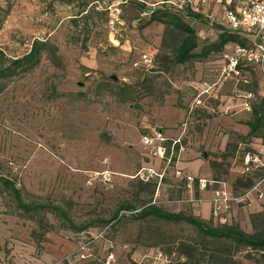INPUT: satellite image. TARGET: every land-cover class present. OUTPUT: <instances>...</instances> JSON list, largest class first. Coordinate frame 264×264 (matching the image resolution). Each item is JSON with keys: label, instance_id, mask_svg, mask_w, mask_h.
Returning a JSON list of instances; mask_svg holds the SVG:
<instances>
[{"label": "rangeland", "instance_id": "rangeland-1", "mask_svg": "<svg viewBox=\"0 0 264 264\" xmlns=\"http://www.w3.org/2000/svg\"><path fill=\"white\" fill-rule=\"evenodd\" d=\"M183 1L0 0L4 54L0 68L28 53L35 40L58 49V65L44 54L31 72L0 78V176L15 184L28 206L58 207L69 220L50 209L22 211L12 190L0 181V264H37L34 259L45 252L52 256L58 252L59 259L51 264H184L187 260L176 251L181 242L203 247L206 255L205 260L186 264H206L209 251L217 245L202 242L191 226L141 221L136 215L150 205L194 215L190 197L193 194L200 202L201 190L196 180L188 188L183 174L176 178L177 146L198 152L209 165L213 182H226L236 194L242 192L247 185L240 173L242 159L255 138L242 139L233 131L234 123L253 122L257 113L264 118V80L260 73L252 74L249 85L237 87L255 94L251 112L233 117L236 110L199 109L195 112L203 114L202 120L191 114V119L178 124L187 129L180 143L145 145L144 140L163 127L161 118L172 117L184 102L177 95L190 93L178 84L188 83L189 77L195 80L196 66L205 68L220 60L227 64L221 53H211L204 60L180 65L176 55L187 35L157 23L144 27L150 10L179 15L196 31L195 52L211 48L218 41L225 1L199 4L208 24L189 20L191 8H180ZM115 9L120 10V23L112 28ZM143 55L153 59L151 67L136 66ZM233 91L227 94L229 101L243 109L244 99ZM217 114L223 118L214 119ZM257 134L264 142V120ZM233 216V224L254 233V220L259 229L264 224V199L251 208L236 206ZM12 221L31 236L35 250L28 256L21 257L19 251L11 256L7 232ZM106 228L104 239L93 247L99 260H76L80 235L89 239ZM47 229L58 236L53 239L58 248L42 245L54 244L46 239ZM90 230L93 233L87 235ZM225 246L220 247L240 264L261 261L262 253L256 250H238L232 243ZM110 253L114 260L107 263Z\"/></svg>", "mask_w": 264, "mask_h": 264}, {"label": "trees", "instance_id": "trees-1", "mask_svg": "<svg viewBox=\"0 0 264 264\" xmlns=\"http://www.w3.org/2000/svg\"><path fill=\"white\" fill-rule=\"evenodd\" d=\"M148 13H150V20L145 24L144 27L147 28L152 24L157 23L165 26H172L175 30L187 35L183 43L178 48L176 55V62L180 65H186L187 63L195 60H204L208 58L211 53H221L228 45H239L244 48L250 46V41L247 37L231 31L222 21L218 25L216 30V32L218 33V41L213 43L211 48L203 49L198 54L195 52L198 48L196 31L189 23L186 22L184 18L179 15L163 16V14L158 10H150ZM165 17H167L168 19L166 18L167 20H165ZM187 17L191 21L202 22L206 24L209 23L202 14H198L192 10L187 15ZM210 25L213 24L210 23ZM44 54L49 55L51 61L55 65H58V60L56 59L58 57V49L56 47H52L48 41L35 40L28 53H26L22 57H18L14 60L9 61L8 67L0 68V78H13L20 73L31 72L32 70L40 66ZM0 55L4 57V54L2 52H0ZM250 68L251 67L244 63L239 67V69H241L245 76L249 72V83L252 78V74H256L253 70H250ZM239 85H244V83L241 82ZM197 115L198 117L200 116L199 120H201L200 118L203 117V114L199 112L197 113ZM263 120L264 118L262 114L257 113L256 118L253 122H247L243 124L250 129V132L247 136H239L242 139H245L246 137L255 138L251 144L247 145L251 151L256 150L261 143H264L262 140H259V135L257 134L263 123ZM178 151L179 147H176V152ZM242 179V181L247 184L243 189L246 190L252 187L257 181L264 179V170L257 172L254 176H242ZM0 181L6 189L12 190L14 197L16 198V201L18 203V207L22 211L30 213L34 210L50 209L51 211L57 213L59 216L63 217L66 221H69L66 214L58 207H48L45 205L36 207L28 206L23 202L20 191L16 188L15 184L11 180L2 178L0 176ZM233 191L235 190L233 189ZM233 217L234 216L232 210V212L230 213L229 224L216 225L213 223L212 218L209 221H206L192 214L187 215L185 213H170L153 205L144 208L143 210H141V212L138 213V215H136V219L141 221L153 219L157 221H163L168 224H186L188 226H191L197 232L202 242L208 240L217 245V247L209 251V256L206 264H240L234 259V256L231 254V252H227L226 249L220 247H224L225 243H232L238 250L252 249L262 253L261 261H259V264H264V224L261 229H259L254 220V233H246L240 228L239 225L232 223ZM85 229L87 228L84 227L80 229V231H83ZM48 231V229L45 230V232ZM203 250V247L197 244H186L184 242H181L176 246V251L178 252V254L187 260L184 264L193 262L195 263V261L199 262V259L201 258L205 260L206 255L202 254Z\"/></svg>", "mask_w": 264, "mask_h": 264}, {"label": "built area", "instance_id": "built-area-1", "mask_svg": "<svg viewBox=\"0 0 264 264\" xmlns=\"http://www.w3.org/2000/svg\"><path fill=\"white\" fill-rule=\"evenodd\" d=\"M208 0H185L182 2L180 8L185 6L190 7L192 11L196 13H204L201 11V6H205ZM222 1V0H217ZM224 15L222 21L233 32L242 34L250 41V46L247 48L239 45H231V54H226L224 57L227 60V64L221 71L216 79L217 82H223L226 80H233L236 82V86H239L241 82L244 85L249 84L248 74L245 76L240 65L246 64L255 73H260L264 80V0H224ZM242 4V6L233 7L234 3ZM119 9H115L111 12L112 20L110 26L113 28L115 24L120 23L118 18ZM144 64L146 67H151L153 59L148 55H143L136 66ZM210 88L206 89L208 93ZM234 93L238 97L244 99L243 107L246 112H251V102L255 100L256 96L253 93H246L239 90H235ZM203 95V94H202ZM198 96L195 102L191 106V112L196 110L205 109L206 102L201 96ZM165 139L160 133H156L153 138H146L144 140L145 145L152 147L155 142H164ZM180 143L176 141L175 144ZM161 150V149H159ZM154 153L157 152L155 151ZM158 153H160L158 151ZM162 154V153H161ZM264 170V143L253 151L245 154L242 159L241 175L254 176L257 172ZM176 178L182 177V172L177 170L175 172ZM195 178L187 176L186 181L191 185ZM199 187L201 190H206L208 185H217L213 191L212 197V220L216 225H226L230 222V213L239 205L246 208H251L256 205L257 202L264 199V179L257 181L252 187L243 190L239 194H235L230 184L226 182H210L208 180L199 179ZM96 235H92L87 238H83L84 234L80 235L78 240L77 254L75 256L78 261H91L99 260L100 254L93 252V247L97 240L104 239L107 234L106 229H100L96 231ZM87 235H91L88 233ZM112 247V246H111ZM114 254H108L107 263L114 260Z\"/></svg>", "mask_w": 264, "mask_h": 264}, {"label": "crops", "instance_id": "crops-1", "mask_svg": "<svg viewBox=\"0 0 264 264\" xmlns=\"http://www.w3.org/2000/svg\"><path fill=\"white\" fill-rule=\"evenodd\" d=\"M219 4H221V1H218ZM223 19V18H222ZM226 54H231V45H228L225 47V49L221 52V56L224 58ZM225 61L220 60L216 64H206L205 68L201 66H196L197 74L195 75V80L192 81V78L189 77L188 83H180L179 88L185 89L187 88L189 90L190 97L188 94H178L177 98H179L180 102L174 115H171L172 117H168L170 114L166 115V117L161 118V122H163V127L158 129V133L164 136V139L166 142H176L180 141L179 139L183 137L186 133V130L183 126L180 127L178 124L182 123L185 120L191 119V114L194 115V118L198 121L199 117L197 113L194 112L191 113V106L195 102L196 98L200 95L203 99H205L206 102V110L207 113H210V111L214 112L216 110L219 111V113H225L224 111H234L236 110L237 113L233 115L240 116L243 113L246 112L244 108H240V104L231 103L229 100V96L227 95L231 89L234 88V91L237 90L236 82L233 80H226L223 82H217L216 77L221 74V71L224 69L225 65L223 64ZM188 75L190 74V71L187 72ZM257 74V73H256ZM190 76V75H189ZM198 80H202V83L198 82ZM181 86V87H180ZM210 88L209 92L206 93V89ZM233 91V92H234ZM219 100V102H215ZM189 103V104H188ZM208 104V106H207ZM210 104V105H209ZM212 104V105H211ZM243 105V104H242ZM215 108V109H214ZM241 110V112H240ZM158 112V111H157ZM201 113V112H200ZM192 115V116H193ZM247 114H244L246 116ZM204 118H200L201 120ZM211 117H209L210 119ZM214 119H220L223 118V115L219 116L218 114L213 117ZM243 129V130H242ZM233 131L240 133L243 136H247L249 134L250 129H245L243 125H240L238 123H234V129ZM179 147V151L177 152V162H176V168L182 172L183 177L186 178L187 176H192L195 178L196 181L199 179L208 180L210 182L214 181L212 180V172L209 168V165L202 160L199 157L198 152H195L191 149H186L185 151L182 150L184 147ZM181 147V149H180ZM162 153V152H161ZM199 183V182H198ZM188 188L192 185L188 184ZM200 188V187H199ZM201 190V189H200ZM214 191V190H213ZM213 191L209 188L207 190H201L199 191V196L201 198V201L198 202L195 199V195L191 194L190 201H191V212L194 214V216L199 217L203 220L209 221L212 216V197H213ZM191 193V192H189ZM1 217V216H0ZM9 232H7V238L10 240L8 249H11V256L17 255V252L19 251L21 254L20 256H28L31 251H34L35 248L33 246V242L31 239V236L25 230L22 226H18L15 221L9 222L8 225ZM51 231L46 232V239L53 242V246L50 244L42 243L44 247L48 246L50 248H58L57 247V240L58 236L56 234H48ZM88 233H93L92 230H90ZM16 237L21 240H16ZM41 245V246H42ZM47 251V250H46ZM62 254H60L61 257ZM59 254H54L53 256L50 255L48 252H45L43 254L38 255L36 257L37 259H34L37 261V264H46L49 262V264L52 263V259H59ZM39 258V259H38ZM46 262V263H45Z\"/></svg>", "mask_w": 264, "mask_h": 264}, {"label": "water", "instance_id": "water-1", "mask_svg": "<svg viewBox=\"0 0 264 264\" xmlns=\"http://www.w3.org/2000/svg\"><path fill=\"white\" fill-rule=\"evenodd\" d=\"M105 141L106 142H109V137H105Z\"/></svg>", "mask_w": 264, "mask_h": 264}]
</instances>
